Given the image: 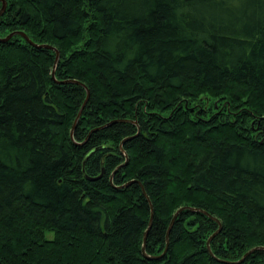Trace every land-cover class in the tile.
Returning a JSON list of instances; mask_svg holds the SVG:
<instances>
[{"label":"trees","instance_id":"1","mask_svg":"<svg viewBox=\"0 0 264 264\" xmlns=\"http://www.w3.org/2000/svg\"><path fill=\"white\" fill-rule=\"evenodd\" d=\"M5 1L0 38L59 59L0 43V264H227L264 248V0ZM137 182L148 257L182 207L219 221L213 257L218 224L184 210L166 254L144 258Z\"/></svg>","mask_w":264,"mask_h":264},{"label":"water","instance_id":"2","mask_svg":"<svg viewBox=\"0 0 264 264\" xmlns=\"http://www.w3.org/2000/svg\"><path fill=\"white\" fill-rule=\"evenodd\" d=\"M0 3H1L0 17H1V16L4 14L5 10H6V6H7V4H6V1H5V0H0ZM16 35L21 36V37H22V38H23V39H24V40H25L30 46H33V47H35V48H40V49H43V48L45 49V48H47V49H51V50L55 51V54H56V56H55V64H57L58 59H59V53H58L57 50H55V49H54L53 47H51V46H47V45H36V44H34V43L28 38V36H27L25 33H23V32H13V33L9 34L8 36H6V37H4V38H0V43H5V42L9 41L13 36H16ZM52 77L54 78V72H52ZM69 83H74V84L81 85L82 87H84V85H82V84H80V83H78V82H74V81H62V82H57V84H59V85H65V84H69ZM88 98H89V91L86 89V100H85V102H84V104H83V106H82V108H81V110H80V112H79V114H78V116H77V118H76V120H75L73 126H72V129H71V132H70L71 137L73 136L74 130H75L76 125H77V122H78V120H79V118H80V116H81V112H82V110H83L85 104H86L87 101H88ZM115 122H117V121H115ZM115 122H111V123L108 124V125H111L112 123H115ZM108 125H107V126H108ZM99 129H100V128H99ZM95 131H96V130H92L91 133H93V132H95ZM91 133H90V134H91ZM88 137H89V136H88ZM130 139H131V138H128L127 140H124V141H128V140H130ZM120 151L122 152L123 155H125V153H124V151H123V149H122V144H120ZM102 175H103V172L101 173V175H100L98 178H100ZM112 177H113V176H111V178H110V183H111V184H112ZM98 178H95V180L98 179ZM133 183H135V182H128L127 184H125V185L122 186V187H127V186H129V185H131V184H133ZM137 184L140 185L141 190H142V194L146 197L147 202H148L149 207H150V212H151V217H150V221H149V226H148V229L146 230V232L144 233V237H143V245H142V249H141V253H142V256H143L144 258H146V259H148V260H159V259H161V258L166 254V251H167V248H168V244H169V241H168L169 232H170V230H171V228H172V226H173V224H174V222H175L177 216L180 214V212H182V211H184V210H189L191 213H200V214H203V215L207 216L208 218L212 219L214 222H216V223L218 224V226H219L218 230H217V231H216V232H215V233H214V234L208 239L207 244H206L207 251H208L209 255H210L211 257H213V254H212L211 249H210V242H211L212 238L215 237V236L220 232V230H221V225H220V223H219V221H218L217 219L213 218V217H212L211 215H209L207 212H205V211H203V210H201V209H198V208H189V207H182V208H180L179 210H177L176 213L173 215V217H172V219H171V221H170V225H169V228H168L167 234H166V248H165L164 252H163L159 257H148V256L146 255V253H145V246H146V237H147V233H148V230L150 229L151 224H152L153 208H152V205H151L149 199H148L147 196H146V193H145V191H144V188L142 187V185H141L139 182H137ZM259 250H264V248H261V247L253 248V249L249 250L246 254H244V256H243L239 261H237V262H231V263H227V264H240L241 262L244 261V259H245L246 257H248L249 255H251L253 252H255V251H259Z\"/></svg>","mask_w":264,"mask_h":264},{"label":"rangeland","instance_id":"3","mask_svg":"<svg viewBox=\"0 0 264 264\" xmlns=\"http://www.w3.org/2000/svg\"><path fill=\"white\" fill-rule=\"evenodd\" d=\"M49 237H51V236H49Z\"/></svg>","mask_w":264,"mask_h":264}]
</instances>
